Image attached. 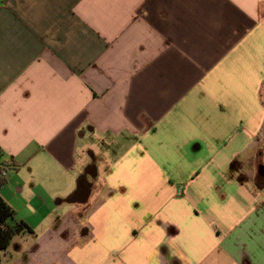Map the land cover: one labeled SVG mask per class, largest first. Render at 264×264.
<instances>
[{
    "label": "crops",
    "instance_id": "0c3cea01",
    "mask_svg": "<svg viewBox=\"0 0 264 264\" xmlns=\"http://www.w3.org/2000/svg\"><path fill=\"white\" fill-rule=\"evenodd\" d=\"M0 264H264V0H0Z\"/></svg>",
    "mask_w": 264,
    "mask_h": 264
},
{
    "label": "trees",
    "instance_id": "16d2710c",
    "mask_svg": "<svg viewBox=\"0 0 264 264\" xmlns=\"http://www.w3.org/2000/svg\"><path fill=\"white\" fill-rule=\"evenodd\" d=\"M3 151L0 149V167L9 166L6 161L3 160ZM6 178L0 175V187L5 183ZM15 211L13 207L0 195V261L2 255L7 250L12 239L16 235L23 234L30 230V227L22 220L17 221L15 225L9 224V220L13 218Z\"/></svg>",
    "mask_w": 264,
    "mask_h": 264
},
{
    "label": "built area",
    "instance_id": "2783aa9c",
    "mask_svg": "<svg viewBox=\"0 0 264 264\" xmlns=\"http://www.w3.org/2000/svg\"><path fill=\"white\" fill-rule=\"evenodd\" d=\"M7 164H8V163H7ZM9 169H10L9 166H1V167H0V175H1L2 177H5V178H6Z\"/></svg>",
    "mask_w": 264,
    "mask_h": 264
}]
</instances>
